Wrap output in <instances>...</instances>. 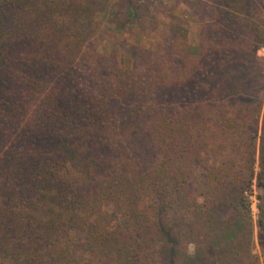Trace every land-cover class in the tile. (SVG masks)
<instances>
[{"label":"trees","instance_id":"1","mask_svg":"<svg viewBox=\"0 0 264 264\" xmlns=\"http://www.w3.org/2000/svg\"><path fill=\"white\" fill-rule=\"evenodd\" d=\"M98 1L0 0V264H257L264 30L213 16L190 46L117 0L161 36L125 68Z\"/></svg>","mask_w":264,"mask_h":264},{"label":"rangeland","instance_id":"2","mask_svg":"<svg viewBox=\"0 0 264 264\" xmlns=\"http://www.w3.org/2000/svg\"><path fill=\"white\" fill-rule=\"evenodd\" d=\"M116 1H98L97 9L101 10L102 14L98 15L100 27L95 40H97V49L101 53H105L109 47L118 51L121 66L125 68H131V62L126 57H129L132 53L133 45L139 43L142 47L153 50L161 41V36L157 30H162L167 25L181 26L185 32V36L184 33L180 34V37L184 36V39L181 38V40L190 46L198 44L199 32L205 25L211 27L213 16H226L221 25L227 24V22L232 25L234 21L247 19L254 26L256 32L264 30V0H236L233 4H229V2L226 4L223 0H143L140 4L143 19L140 18L142 19L140 22L144 25H147L150 21L156 22L157 30L148 28L142 32L135 23L138 19L130 22L114 15L111 9ZM105 3L107 6L104 7ZM216 8L219 12L215 11ZM255 54L256 58L253 65L258 64L261 69L263 67L262 72L264 73V46H261L258 42ZM250 64L251 62L248 65ZM263 112L264 93L257 137L261 135ZM256 148V159L258 161L259 139H257ZM257 171L258 165L256 162L255 172ZM259 194V190L253 186V192L249 196L250 217L253 227L251 252L257 256V264H264V211L258 208L260 201L257 195ZM259 221H262V227H259ZM189 250L192 252V246L189 247Z\"/></svg>","mask_w":264,"mask_h":264}]
</instances>
